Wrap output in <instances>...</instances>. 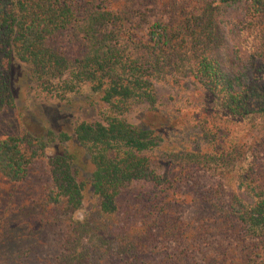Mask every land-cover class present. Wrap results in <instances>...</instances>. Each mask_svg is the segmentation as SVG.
Returning <instances> with one entry per match:
<instances>
[{"label": "trees", "instance_id": "trees-1", "mask_svg": "<svg viewBox=\"0 0 264 264\" xmlns=\"http://www.w3.org/2000/svg\"><path fill=\"white\" fill-rule=\"evenodd\" d=\"M230 10L254 21L255 55L242 58L227 45ZM14 60L45 88L62 77L63 93L87 85L106 109L99 122L73 130L98 200L93 219L62 220L80 208L85 183L74 155L57 153L45 162L50 184L38 213L24 215L34 226L25 251L1 198L0 264H8L11 250L20 252L18 264H84L77 248L86 233L118 264H264V138L251 145L250 165L239 176L252 197L244 200L220 181L200 184L206 160L225 163L235 150L218 149L211 159L196 154L179 173H161L150 157L158 135L128 121L137 107L157 104L155 81L168 73L190 76L210 96L214 114L264 123V0H0V115L14 107ZM200 127L209 145H221L218 121ZM55 140L69 137L0 136L5 197L27 182ZM191 188L193 199L180 195ZM189 204L194 216L184 213Z\"/></svg>", "mask_w": 264, "mask_h": 264}, {"label": "rangeland", "instance_id": "rangeland-1", "mask_svg": "<svg viewBox=\"0 0 264 264\" xmlns=\"http://www.w3.org/2000/svg\"><path fill=\"white\" fill-rule=\"evenodd\" d=\"M229 17L230 24L228 23V28L225 30V33L228 32L227 45L232 52H237L242 58L255 55L260 37L252 24L254 21L252 22L250 17H244L239 10H230ZM174 76L167 73L164 74V79L158 78L155 81L158 102L154 107H137L128 116V121L133 125L151 129L158 135V146L150 153L154 165L156 164L161 173L175 175L181 171L185 161L196 154L211 159L212 154L220 155L216 154L218 149L220 152L235 150V154H231L230 160L225 163L219 161L211 163L206 160L207 162L204 163L209 168L205 173L201 172L203 176H200V184L206 187L220 181L244 200H250L252 197L245 192V186L240 185L239 176L241 171L250 165L252 158L248 150L251 145L264 138V123L252 118L238 119L214 114L210 110L213 104L206 91L193 82L190 76ZM66 79L67 77H62L61 80L53 82L52 88H45L31 77L24 64L17 60L13 61L11 89L14 107L0 115V136L17 137L27 133L45 139L47 132H52L57 137L60 134L69 137L66 142L55 140L46 145L45 159L34 163L27 182L19 186L11 198L5 197L8 187L0 188L2 191L0 200L4 198L3 204L11 211L8 215L12 223L10 226L14 229L15 235L22 237L19 239L22 241L23 251L29 243L31 244L30 238H34V226L24 218V215L31 218L39 211L42 191L50 184L45 162L51 156L64 150L74 155L78 180L85 183L84 198L80 208L69 213L66 218L61 217L64 223L67 222V218L79 223L85 220L91 221L97 211L98 200L89 186L88 156L76 142L73 130L82 122L88 124L99 122L100 114L105 111L106 106L101 101L100 94L92 92L87 85H82L73 92L63 93L60 88L62 81ZM214 121H218L223 130L217 136L221 137L218 142L221 145H217V148L208 144L209 140L202 134L200 127L202 124L208 125L209 122L212 124ZM234 145L237 149H234ZM192 193L194 191L191 188L180 192V195L193 199ZM184 213L194 216L195 208L189 204L184 207ZM37 231L40 233L41 230ZM49 236L52 237L48 241L54 242V234ZM77 252L84 264H118V259L107 256L105 247L89 233L81 237ZM19 253L11 250L7 257L8 264H18L16 257Z\"/></svg>", "mask_w": 264, "mask_h": 264}]
</instances>
